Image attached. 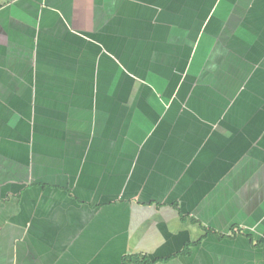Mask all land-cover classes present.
Instances as JSON below:
<instances>
[{
	"label": "crops",
	"instance_id": "1",
	"mask_svg": "<svg viewBox=\"0 0 264 264\" xmlns=\"http://www.w3.org/2000/svg\"><path fill=\"white\" fill-rule=\"evenodd\" d=\"M128 255L264 264V0H0V264Z\"/></svg>",
	"mask_w": 264,
	"mask_h": 264
},
{
	"label": "trees",
	"instance_id": "2",
	"mask_svg": "<svg viewBox=\"0 0 264 264\" xmlns=\"http://www.w3.org/2000/svg\"><path fill=\"white\" fill-rule=\"evenodd\" d=\"M210 231H206V235L210 234ZM182 254H188V249H185ZM156 261L150 260L146 256H135V255H128L123 258L122 264L134 263V264H155Z\"/></svg>",
	"mask_w": 264,
	"mask_h": 264
}]
</instances>
